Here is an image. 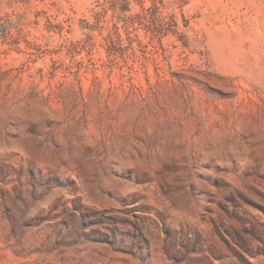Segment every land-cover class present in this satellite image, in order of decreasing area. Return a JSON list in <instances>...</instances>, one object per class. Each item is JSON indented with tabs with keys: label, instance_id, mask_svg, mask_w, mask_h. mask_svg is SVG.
I'll return each mask as SVG.
<instances>
[{
	"label": "rangeland",
	"instance_id": "obj_1",
	"mask_svg": "<svg viewBox=\"0 0 264 264\" xmlns=\"http://www.w3.org/2000/svg\"><path fill=\"white\" fill-rule=\"evenodd\" d=\"M255 222L264 0H0V264H264Z\"/></svg>",
	"mask_w": 264,
	"mask_h": 264
},
{
	"label": "trees",
	"instance_id": "obj_2",
	"mask_svg": "<svg viewBox=\"0 0 264 264\" xmlns=\"http://www.w3.org/2000/svg\"><path fill=\"white\" fill-rule=\"evenodd\" d=\"M262 224L260 222L251 223V229L248 230V234L257 240H261L264 243V233L262 230ZM242 247L248 248L250 246V239L241 238Z\"/></svg>",
	"mask_w": 264,
	"mask_h": 264
}]
</instances>
